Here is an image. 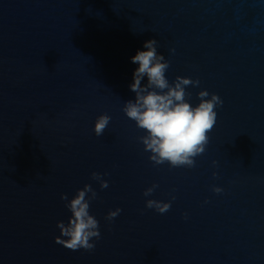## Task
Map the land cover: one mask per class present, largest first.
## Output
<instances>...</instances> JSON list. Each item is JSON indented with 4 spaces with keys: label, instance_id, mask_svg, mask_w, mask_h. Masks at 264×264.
<instances>
[{
    "label": "water",
    "instance_id": "obj_1",
    "mask_svg": "<svg viewBox=\"0 0 264 264\" xmlns=\"http://www.w3.org/2000/svg\"><path fill=\"white\" fill-rule=\"evenodd\" d=\"M153 39L170 82L200 80L193 107L201 90L223 100L192 169L154 166L122 111L131 58ZM86 184L102 237L91 253L55 242L62 195ZM0 264H264V0H0Z\"/></svg>",
    "mask_w": 264,
    "mask_h": 264
},
{
    "label": "clouds",
    "instance_id": "obj_2",
    "mask_svg": "<svg viewBox=\"0 0 264 264\" xmlns=\"http://www.w3.org/2000/svg\"><path fill=\"white\" fill-rule=\"evenodd\" d=\"M159 42L155 39L145 42L143 47L146 51H138L131 58L133 64L139 67L133 73L134 83L130 90L136 94L135 101H127L122 109L126 117L135 121L136 126L145 130L146 134L139 137L144 151L150 153L149 159L154 166L168 164L170 169L187 168L196 166V157L205 153L209 143V133L213 131L217 123V108L223 107V100L214 93L201 90L197 94L199 104L195 107L189 102L192 93L189 87L199 88L200 80L177 76L170 82L166 76L171 61L158 54ZM175 54V49L169 50ZM147 83L142 86V81ZM111 117L107 114L97 117L94 133L97 137L104 135L108 128ZM213 161V166H216ZM101 174L93 172L91 179L100 184L101 189H107L109 184ZM215 179L218 173H213ZM158 184L147 188L143 195L147 198L153 196ZM175 191V189H173ZM212 191L223 194L221 187H212ZM65 201V207L71 212L68 222L59 221L57 227L60 236L56 243L63 247L78 251L93 252L96 243L101 237L100 224L95 216L90 214V206L98 199V193L91 184L78 189L75 196L69 201L68 195L61 197ZM176 197L173 195L171 200ZM209 201H205L208 203ZM146 208L154 209L160 214H165L171 209V201L165 203L155 199L146 200ZM122 212V209L110 210L105 220L113 222ZM188 219V214H184Z\"/></svg>",
    "mask_w": 264,
    "mask_h": 264
}]
</instances>
